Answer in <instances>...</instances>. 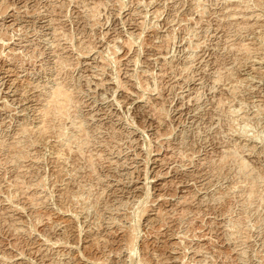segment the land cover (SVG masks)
<instances>
[{"label": "rangeland", "instance_id": "rangeland-1", "mask_svg": "<svg viewBox=\"0 0 264 264\" xmlns=\"http://www.w3.org/2000/svg\"><path fill=\"white\" fill-rule=\"evenodd\" d=\"M258 1L0 0V264H264Z\"/></svg>", "mask_w": 264, "mask_h": 264}, {"label": "bare ground", "instance_id": "bare-ground-1", "mask_svg": "<svg viewBox=\"0 0 264 264\" xmlns=\"http://www.w3.org/2000/svg\"><path fill=\"white\" fill-rule=\"evenodd\" d=\"M257 1H258V0H257ZM258 2H259V1H258ZM58 86H59V85H58ZM61 87H63V86H61ZM58 88H59V87H58ZM55 89H56V90L53 91V92L55 93V94L53 93L54 96H53V94L51 95L52 97L49 95L50 98H48V99L46 100V103H45V105H44V107H43V109H42L43 118H44L45 120H46V118H45L46 116H45V115L48 114L47 111H48V109H49V105H51V104H52V105H55V108L57 107V108H56V111L59 112V114H58V113H57V114L60 115V113H65V111L63 112V108H62V107H64V106H66V105H64V104H67V105H68V103H69V102H68V103L66 102V101H68V99H70L68 96H67L68 98L66 97L67 99L64 100L65 103L63 102V98H64V96H66V94H61V93H60V92H62V89H63V88H60V90H59L60 92L57 91V88H55ZM63 90H64V89H63ZM68 92H69V91H68ZM64 93H66V91H65ZM128 93H130V92H128ZM60 94H61V95H60ZM140 95H142V94H140ZM59 96H60V97H59ZM61 96H63V97H61ZM58 97H59V98H58ZM71 97H72V96H71ZM60 98H62V99H61L62 102H61ZM58 99H59L60 101H58ZM70 101H71V100H70ZM71 102H72V101H71ZM63 103H64V104H63ZM63 105H64V106H63ZM51 107H52V106H51ZM66 107H67V106H66ZM66 107H64V110H66ZM55 108H54V110H55ZM69 112H70V111H69ZM159 114H160V113H159ZM39 115H40V114H39ZM39 115H38V116H39ZM48 115L51 116L52 113H51V114H48ZM40 116H41V115H40ZM38 118H40V117H38ZM47 120H48V119H47ZM40 121H43V120L41 119ZM45 122H46V121H45ZM42 123H43V122H42ZM40 126H41V125H40ZM43 126H44V124H43ZM49 126H50V125H49ZM78 126H79V125H78ZM79 127H81V126H79ZM43 128H46V127L44 126ZM47 129H48V128H47ZM40 130H41V129H40ZM43 130L46 131V129H43ZM61 130H62V129H61ZM41 132H43V131H41ZM63 136H64V135H63ZM57 137H58V136H57ZM70 137H71V136H70ZM59 138H61V137H59ZM64 139H65V138H64ZM68 139H69V138H68ZM70 142H71V141H70ZM66 144H67V143H66ZM68 146H70V145H68ZM79 147H80V146H79ZM70 148H71V147H70ZM78 149H79V148H78ZM80 151H81V150H80ZM14 160H15V159H14ZM243 163H244V162H243ZM243 163H242V164H243ZM242 167H243V165H242ZM252 183H253V182H252ZM251 188H253V187H251ZM250 193H251V192H250ZM233 231H234V230H233ZM178 245H179V244H178ZM175 246H176V245H175ZM172 252H173V251H172ZM140 263H141V262H140ZM143 264H148V263L144 262Z\"/></svg>", "mask_w": 264, "mask_h": 264}]
</instances>
